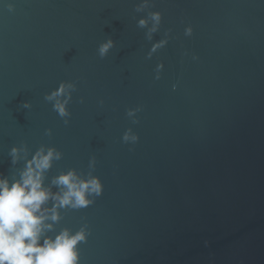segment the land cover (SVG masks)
Listing matches in <instances>:
<instances>
[{
    "label": "water",
    "instance_id": "1",
    "mask_svg": "<svg viewBox=\"0 0 264 264\" xmlns=\"http://www.w3.org/2000/svg\"><path fill=\"white\" fill-rule=\"evenodd\" d=\"M42 147L53 193L69 171L104 186L46 233L86 227L80 264H264V0H0V175Z\"/></svg>",
    "mask_w": 264,
    "mask_h": 264
},
{
    "label": "clouds",
    "instance_id": "2",
    "mask_svg": "<svg viewBox=\"0 0 264 264\" xmlns=\"http://www.w3.org/2000/svg\"><path fill=\"white\" fill-rule=\"evenodd\" d=\"M7 7L10 12L14 11L12 5ZM151 19L154 21L151 31L154 32L161 21L160 13H153ZM146 24V20L139 21L140 27H145ZM185 35H191V28L185 30ZM166 43V40H162L153 45L147 58L151 59L153 53ZM113 47L114 41L110 39L100 45L101 57L106 56ZM162 67L158 65L157 70ZM74 88V84L70 82H61L57 90L45 97L49 101H55L54 110L64 119L66 126L70 123L71 115L67 104ZM80 102L84 103L83 97ZM23 107L30 108L31 105L26 102ZM137 111L139 109H130L126 114L133 117ZM46 134L51 135V129L46 130ZM122 139L125 143L133 144L139 141V137L132 134L130 129ZM21 152H25L24 157L20 155ZM10 155L15 164L26 158V150L14 147ZM61 158L62 153L56 149L45 150L42 147L31 160L26 161L19 179L9 180L0 175V264H80L78 245L86 243L90 234L86 227L75 234L65 229L54 239L46 233L52 231L53 225L60 220V208L88 207L94 203L88 197L103 195L104 186L98 177L82 180L75 171H69L52 180V184L60 188V192L53 193L44 186V173L51 168L53 160ZM94 163L93 160L92 164ZM49 201L54 202L51 208L46 207Z\"/></svg>",
    "mask_w": 264,
    "mask_h": 264
}]
</instances>
